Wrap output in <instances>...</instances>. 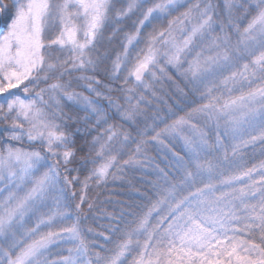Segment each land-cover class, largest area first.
Returning a JSON list of instances; mask_svg holds the SVG:
<instances>
[{"label": "snow or ice", "instance_id": "1", "mask_svg": "<svg viewBox=\"0 0 264 264\" xmlns=\"http://www.w3.org/2000/svg\"><path fill=\"white\" fill-rule=\"evenodd\" d=\"M257 145L264 0H0V264H264Z\"/></svg>", "mask_w": 264, "mask_h": 264}, {"label": "trees", "instance_id": "2", "mask_svg": "<svg viewBox=\"0 0 264 264\" xmlns=\"http://www.w3.org/2000/svg\"><path fill=\"white\" fill-rule=\"evenodd\" d=\"M174 75V73H173ZM159 87V86H157ZM165 88H171V85H168L167 83L164 85ZM82 90V89H81ZM182 112H178L177 115H182ZM177 150H179V147L177 146ZM264 155H262L261 152V148L259 147V145H257V147L255 148L254 151H251V159H250V163H254V162H258L259 160L263 159ZM79 187V186H77ZM127 185L121 181V180H116V181H112L111 179H109L107 186L106 187H100V188H96V187H92L89 190V195L90 196H95L97 193H100L99 198L101 200L105 199V197H109L111 196V198L113 199H127V197L124 196H118L117 194L120 193L122 190H126ZM106 207L109 208V210H112V206L111 205H106ZM108 221L106 219H98L96 221H92L90 222V226L93 228H96L97 231H104V228L101 227V225H105L107 224ZM64 255H66L67 253H63Z\"/></svg>", "mask_w": 264, "mask_h": 264}, {"label": "rangeland", "instance_id": "3", "mask_svg": "<svg viewBox=\"0 0 264 264\" xmlns=\"http://www.w3.org/2000/svg\"><path fill=\"white\" fill-rule=\"evenodd\" d=\"M264 159V158H263ZM259 162V161H258ZM250 163V162H249ZM254 163H256V162H254ZM251 164V163H250Z\"/></svg>", "mask_w": 264, "mask_h": 264}]
</instances>
